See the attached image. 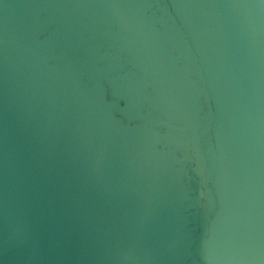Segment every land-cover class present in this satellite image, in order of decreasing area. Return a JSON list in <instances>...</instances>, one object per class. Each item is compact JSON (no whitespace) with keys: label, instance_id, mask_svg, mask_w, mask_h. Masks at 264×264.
Wrapping results in <instances>:
<instances>
[{"label":"water","instance_id":"95a60500","mask_svg":"<svg viewBox=\"0 0 264 264\" xmlns=\"http://www.w3.org/2000/svg\"><path fill=\"white\" fill-rule=\"evenodd\" d=\"M0 264H264V0H0Z\"/></svg>","mask_w":264,"mask_h":264}]
</instances>
